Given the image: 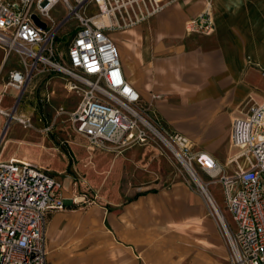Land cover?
I'll use <instances>...</instances> for the list:
<instances>
[{
    "label": "crops",
    "instance_id": "1",
    "mask_svg": "<svg viewBox=\"0 0 264 264\" xmlns=\"http://www.w3.org/2000/svg\"><path fill=\"white\" fill-rule=\"evenodd\" d=\"M206 1L164 0L169 5L160 14L112 39L142 104L231 173L234 166H226L236 155L227 150L232 122L264 103V0H211L213 33L187 31V22L199 21ZM5 62L2 51L0 71ZM4 91L18 92L6 84ZM153 151L124 148L108 167L115 181H106L103 195L96 193L87 203L75 204L73 199L84 198L74 197L64 183L66 208L50 213L45 228L47 264H174L176 252L182 264L184 252H203L183 233L186 222L205 225L202 202L191 196L154 199L156 180L143 170ZM15 156L5 161L27 162L26 152L18 155L24 159ZM217 249L225 252L221 244Z\"/></svg>",
    "mask_w": 264,
    "mask_h": 264
},
{
    "label": "built area",
    "instance_id": "2",
    "mask_svg": "<svg viewBox=\"0 0 264 264\" xmlns=\"http://www.w3.org/2000/svg\"><path fill=\"white\" fill-rule=\"evenodd\" d=\"M59 3L67 16L55 22L52 11ZM168 5L164 0H0V49L6 60L16 55L20 67L9 73L6 88L21 92L40 73L67 78L68 91L80 96L68 115L77 135L102 149L163 147L187 172L220 183L235 230L227 225V233L211 207L210 215L223 231L231 264H264V103L233 120L230 144L238 153L229 173L142 104L108 34L144 24ZM70 20L77 23L74 34L59 51V31ZM187 31L213 33L211 0L198 22H187ZM19 122L26 127V120ZM65 208L61 185L47 170L21 160L0 161V264H47L48 216Z\"/></svg>",
    "mask_w": 264,
    "mask_h": 264
},
{
    "label": "rangeland",
    "instance_id": "3",
    "mask_svg": "<svg viewBox=\"0 0 264 264\" xmlns=\"http://www.w3.org/2000/svg\"><path fill=\"white\" fill-rule=\"evenodd\" d=\"M66 16L67 11L64 6L61 3L57 4L52 11L55 22ZM76 25L74 20H70L59 31V51L67 49ZM119 33L108 34L111 38L117 39ZM1 56L2 51H0ZM19 68L18 57L12 54L0 71V109L16 118L15 120L0 114V161H5L12 153L16 154V158L24 159L18 155L26 152L27 162L47 169L59 178L62 183V193L66 182L71 194L74 197H83L85 202L93 199L96 193L103 195L106 184L108 185L106 181H115L108 172V167L116 158L125 154L124 152L120 154L123 149L90 146L85 139L74 132L68 115L80 101V96L68 91L67 78L61 74L40 73L21 92L4 91V85L8 81V71ZM19 120H26V127ZM15 126L20 127L21 132ZM46 129L49 131L46 132ZM20 134L21 137L13 141ZM137 147H153L154 150L153 154L147 157L150 166H147L148 169L143 168L144 171L152 172L153 180H156L158 192L154 199L173 198L179 201L186 199L187 196L198 197L204 207L207 216L205 225L203 223L197 226L193 221L186 222L187 230L183 231L191 247L201 249L203 252H184L185 260L182 264H231V253L223 231L218 220L210 215L211 208L190 173L163 147L156 145ZM22 149L24 152L21 151ZM227 150L228 153L232 152V155L238 153V150L231 146L227 147ZM223 153L227 157L224 151ZM226 168L232 169L231 165ZM195 175L204 183L206 192L208 190L214 198L212 199L215 200L224 223L231 230H235L225 206V194L221 184L212 183V179L199 171H196ZM213 241L215 245L210 244ZM219 244L225 252H218ZM180 259V252H176L173 257L174 264H179Z\"/></svg>",
    "mask_w": 264,
    "mask_h": 264
},
{
    "label": "bare ground",
    "instance_id": "4",
    "mask_svg": "<svg viewBox=\"0 0 264 264\" xmlns=\"http://www.w3.org/2000/svg\"><path fill=\"white\" fill-rule=\"evenodd\" d=\"M0 114H3V115L5 114V116L12 117V114H6V112L3 109H0ZM12 118H14V116ZM188 172L193 177V179L197 182L196 184L199 187V189L201 190V192H203V194H204L203 196H205L208 205L214 210L215 215L216 216L218 215L217 217H219L218 218L219 221L223 224L224 228L227 230L226 232L229 233L226 223H224L222 217L220 216L218 207L216 206V204H215L214 200L212 199V197H210L208 195V193L206 192L205 187H204V183L200 182V180L197 178V176L194 174L193 171H191V172L188 171ZM76 200H77V202H79V199L76 198Z\"/></svg>",
    "mask_w": 264,
    "mask_h": 264
},
{
    "label": "water",
    "instance_id": "5",
    "mask_svg": "<svg viewBox=\"0 0 264 264\" xmlns=\"http://www.w3.org/2000/svg\"><path fill=\"white\" fill-rule=\"evenodd\" d=\"M32 19L37 26L41 27L42 29L45 28V25L41 23L35 16H32Z\"/></svg>",
    "mask_w": 264,
    "mask_h": 264
}]
</instances>
